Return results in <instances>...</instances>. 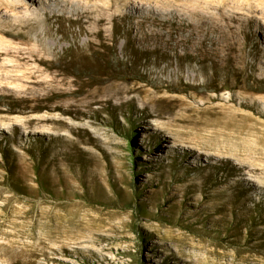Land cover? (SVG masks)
Listing matches in <instances>:
<instances>
[{"label": "rangeland", "instance_id": "rangeland-1", "mask_svg": "<svg viewBox=\"0 0 264 264\" xmlns=\"http://www.w3.org/2000/svg\"><path fill=\"white\" fill-rule=\"evenodd\" d=\"M0 264H264V0H0Z\"/></svg>", "mask_w": 264, "mask_h": 264}, {"label": "bare ground", "instance_id": "bare-ground-1", "mask_svg": "<svg viewBox=\"0 0 264 264\" xmlns=\"http://www.w3.org/2000/svg\"><path fill=\"white\" fill-rule=\"evenodd\" d=\"M88 2H89V1H88ZM100 2H101V1H100ZM224 3H225V2H224ZM203 4H204V3H203ZM79 6H80V5H79ZM159 6H160V5H159ZM162 6H163V5H162ZM229 6H230V5H229ZM209 7H210V6H209ZM219 7H220V6H219ZM205 9H206V8H205ZM9 10H10V9H9ZM62 11H63V10H62ZM207 15H208V14H207ZM106 19H107V18H106ZM92 25H93V24H92ZM219 26H220V25H219ZM93 31H94V30H93ZM91 39H92V38H91ZM45 43H46V42H45ZM88 44H89V43H88ZM25 52H26V51H25ZM31 84H32V83H31ZM29 85H30V83H29ZM18 86H19V85H18ZM21 86H22V85H21ZM21 86H19V87H21ZM26 87H27V86H26ZM29 87H30V86H28V88H29ZM23 88H24V85H23ZM24 89H25V88H24ZM24 89H23V90H24ZM29 89H30V88H29ZM29 89H28V90H29ZM32 89H33V88H32ZM32 89H31V90H32ZM33 90H34V89H33ZM25 91H26V90H25ZM23 92H24V91H23ZM25 94H27V93L25 92Z\"/></svg>", "mask_w": 264, "mask_h": 264}]
</instances>
